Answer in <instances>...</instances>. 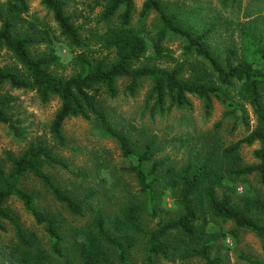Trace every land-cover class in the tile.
Listing matches in <instances>:
<instances>
[{
	"label": "trees",
	"instance_id": "trees-1",
	"mask_svg": "<svg viewBox=\"0 0 264 264\" xmlns=\"http://www.w3.org/2000/svg\"><path fill=\"white\" fill-rule=\"evenodd\" d=\"M136 1L95 0L103 8L99 21L109 26L86 30L84 25L76 26L65 0H42L74 54L75 73L71 76L58 75L54 70L60 61L54 46L61 43L59 37L53 38L50 32H42L26 21L28 0H8L0 6V58L7 53L14 61L12 67L0 66V90H32L44 104L58 99L60 108L50 131L62 148L68 147L63 132L67 120L94 121L98 130L119 145L123 157L132 161L125 170L135 176L140 188L139 195L115 215L108 216L97 208L86 222L67 223L61 215L41 211L37 197L22 187L23 180L33 178L71 216L83 220L91 212L89 200L97 193L91 191L83 199H76L58 187L45 171L46 166L70 174L73 171L66 160L44 144L32 145L17 158L9 157L11 170L0 167V231H7L6 222L14 228V237L3 248L10 264H135L130 255L141 239L147 244L144 264H157L159 260L224 264L220 256L212 257L223 234L212 233L211 228L221 229L228 223L254 234L264 255V200L244 198L242 207L233 202L231 195H221L226 187L246 184L251 176H258L264 186V38L241 29L242 46L230 45L218 53L211 43L214 24L193 31L181 24L177 14L167 13L161 0H145L136 25ZM221 2L224 7L241 9L242 0ZM152 14L159 16L162 26L152 40L155 55L149 54L150 36L144 27ZM114 19L116 23L111 24ZM170 35L182 40L185 55L194 57L196 63L174 68L159 65L163 61L177 62L173 51L163 45ZM44 45L48 52L36 54L35 50ZM121 79L129 81L125 94L131 97L136 96L143 81L151 82L146 108L152 115H169L191 107L190 98L195 97L203 101L207 116H211L214 102L219 101L228 110L225 118H234L235 126L249 127V106L256 117V128L244 139L226 146L218 139L223 128L220 122L205 147L184 166H175L170 159L157 158L154 141L141 146L129 134L118 131L107 109L99 104L103 90L113 99L120 95ZM14 102L13 96L0 92V123L20 136L18 123L9 112ZM254 145L259 146L254 153L257 163L247 166L241 150ZM166 192L175 206L167 213L168 219L160 218L159 210L160 197ZM10 199L23 204L43 228L44 238L24 228L7 209ZM146 216L159 220L155 229H146ZM241 259L248 264H264V260Z\"/></svg>",
	"mask_w": 264,
	"mask_h": 264
},
{
	"label": "rangeland",
	"instance_id": "rangeland-1",
	"mask_svg": "<svg viewBox=\"0 0 264 264\" xmlns=\"http://www.w3.org/2000/svg\"><path fill=\"white\" fill-rule=\"evenodd\" d=\"M7 1L0 0V6ZM65 1L67 12L73 16L76 26L84 25L86 30H103L109 26L99 21L103 8L98 7L95 0ZM144 2L145 0L136 1L134 16L136 25L139 23ZM161 2L167 13L177 14L181 24L188 29L204 30L214 24L216 31L211 43L218 53H223L224 49L230 45L242 46L241 29L251 30L255 35H262L264 38V17H261L264 16V2L242 0L241 9L224 7L221 0H161ZM28 4L29 12L24 16L26 21L42 32H50L53 38L59 37L61 41L54 45L60 60L59 64L54 66L55 72L61 76L73 75L75 73L72 64L74 54L58 32L53 15L42 4V0H28ZM113 23H116L115 19L111 24ZM144 27L150 36L149 54L155 55L152 40L162 28L159 16L152 14L144 22ZM163 45L173 51L177 62L163 61L159 65L174 68L186 62L196 63L194 57L185 55L184 44L179 38L170 35ZM46 52H48L47 45L35 50L36 54ZM13 64V59L7 53L0 58L1 67H12ZM128 84L127 79L119 80L120 95L114 99L103 90L99 104L107 109L118 131L129 134L141 146L148 141H154L159 152L157 158L170 159L171 164L178 167L184 166L198 150L205 147L218 123L223 122L218 139L226 146L250 135L257 125L256 117L249 106L246 107L250 120L249 127L242 124L235 126L234 118H225L228 110L219 101L214 102L213 112L211 116H207L203 101L195 97L190 98L191 107L174 110L169 115L161 116L159 113L152 115L146 108L152 89L151 82L143 81L135 97L125 94ZM0 92L14 97L15 102L9 112L21 131V135L17 136L0 123V167L10 171L12 165L9 157L17 158L32 145L44 144L58 157L66 160L73 171L70 174L62 168L46 166L45 171L58 187L76 199H83L91 191L97 193L93 199L89 200L88 206L91 212L83 220L71 216L36 180L27 178L23 180L22 187L37 197L36 204L41 211L46 214L61 215L67 223L80 224L90 219L92 211L97 208L103 209L108 216L115 215L131 202L133 197L139 195L140 188L135 176L125 170L131 166L132 161L123 157L119 145L98 130L94 121L88 122L81 118L67 120L63 132L68 141V147L62 148L50 131L60 108L58 99L44 104L38 94L32 90L18 91L4 87ZM258 148V145L242 148L241 155L245 165L251 166L257 163L254 153ZM74 174L87 175V177H75ZM223 193L231 195L233 202L242 207L244 198L264 200V186L261 185L258 176L248 177L246 184H231L230 187L221 191V195ZM138 198L144 202L143 197ZM160 198V218L168 219L167 213L175 210L174 202L169 192ZM6 207L24 228L37 232L41 238L45 237L43 228L36 224L33 216L26 211L20 201L10 199ZM158 222L159 220H152L146 216L144 225L147 230H153ZM5 226L7 231H0V264H10V259L5 258L6 251H3V248L15 235L11 224L6 222ZM211 232L223 234L212 250V257L220 256L224 259V264H248L241 259L242 257L264 260L261 243L254 234L237 230L233 223H228L221 229L212 227ZM146 249V241L141 239L136 249L131 252L130 259L135 264H144ZM157 264L204 263L201 260L185 263L159 260Z\"/></svg>",
	"mask_w": 264,
	"mask_h": 264
}]
</instances>
